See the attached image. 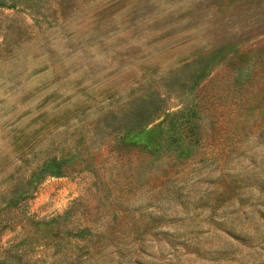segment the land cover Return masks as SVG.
Returning a JSON list of instances; mask_svg holds the SVG:
<instances>
[{
	"label": "rangeland",
	"instance_id": "1",
	"mask_svg": "<svg viewBox=\"0 0 264 264\" xmlns=\"http://www.w3.org/2000/svg\"><path fill=\"white\" fill-rule=\"evenodd\" d=\"M11 4L0 264H264V0Z\"/></svg>",
	"mask_w": 264,
	"mask_h": 264
},
{
	"label": "trees",
	"instance_id": "2",
	"mask_svg": "<svg viewBox=\"0 0 264 264\" xmlns=\"http://www.w3.org/2000/svg\"><path fill=\"white\" fill-rule=\"evenodd\" d=\"M5 3H13L15 0H4ZM2 6V5H0ZM175 125L172 119H169L168 126L162 131L161 127L152 128V130L146 131V138L144 140L143 148L146 151H153L154 157L159 158L161 155L169 153H180L186 147L184 144H188L189 140L184 141L181 135H175ZM171 131V132H170ZM58 166L55 165L50 169H58ZM3 264V263H2Z\"/></svg>",
	"mask_w": 264,
	"mask_h": 264
}]
</instances>
